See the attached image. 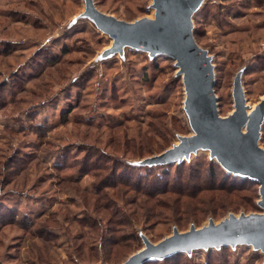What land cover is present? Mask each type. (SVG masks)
Returning a JSON list of instances; mask_svg holds the SVG:
<instances>
[{"label":"rangeland","instance_id":"rangeland-1","mask_svg":"<svg viewBox=\"0 0 264 264\" xmlns=\"http://www.w3.org/2000/svg\"><path fill=\"white\" fill-rule=\"evenodd\" d=\"M92 9L156 14L154 0H0V264H126L174 231L264 212L247 190L242 205L215 206L204 177L182 212L148 207L150 178L182 187L192 166L221 163L208 147L154 160L195 132L183 75L166 53L113 50ZM191 22L219 114L235 111L237 82L251 113L264 101V0H200ZM259 131L264 149V114ZM135 264H264V250L237 242Z\"/></svg>","mask_w":264,"mask_h":264},{"label":"water","instance_id":"water-1","mask_svg":"<svg viewBox=\"0 0 264 264\" xmlns=\"http://www.w3.org/2000/svg\"><path fill=\"white\" fill-rule=\"evenodd\" d=\"M154 18L125 22L92 9L98 25L115 38V48L129 44L153 53H166L177 61L186 89L187 109L195 132L162 152L154 160L188 156L208 147L227 170L259 183L260 205L264 209V149L258 146L264 101L247 113L240 84L236 83L235 111L223 117L217 109L213 67L195 42L191 14L200 0H154ZM237 242L253 243L264 250V212L230 215L218 223L174 233L130 257L126 264L144 262L195 247Z\"/></svg>","mask_w":264,"mask_h":264},{"label":"trees","instance_id":"trees-1","mask_svg":"<svg viewBox=\"0 0 264 264\" xmlns=\"http://www.w3.org/2000/svg\"><path fill=\"white\" fill-rule=\"evenodd\" d=\"M208 162L209 163L207 164L208 167L205 174L202 173L203 163L201 162H199L198 165L196 164L195 166H192L186 176L184 175L183 171L180 174L184 175L180 178L183 182L182 187L179 185V183L178 185H170V182H164L161 181V179L158 182H152L153 180L150 178V180H148L149 182L146 183L147 186L145 188L140 187V189H144L143 193L149 196V199L145 201L146 203H148V207H150L151 210L155 207H159L164 210L173 211L174 213L182 212L183 209H187L193 205L189 202L187 203L186 201H184V198L185 196L191 195L188 193L189 190H191V192H194L199 189L200 184H198V180L203 177L208 178L211 181L212 186L207 188L216 192L213 194L205 195L207 199H210L215 203V206L223 208V203L225 202L228 205H242L241 200L244 196L243 192L246 190L252 194L251 204L253 205V207L255 206V203L253 204V202L260 196L259 183L234 174L233 172L225 169L218 162L216 163L213 160H209ZM179 165L182 164H178L177 167ZM218 174L221 175L220 181H217ZM149 190L150 192H147ZM199 190L201 191L202 189ZM165 194H167L166 200L161 198ZM185 204L186 207H184ZM249 208H251L250 205ZM3 215L9 216V210L6 206L4 207L2 205L0 207V216L2 217ZM169 259L170 258H168V260Z\"/></svg>","mask_w":264,"mask_h":264}]
</instances>
